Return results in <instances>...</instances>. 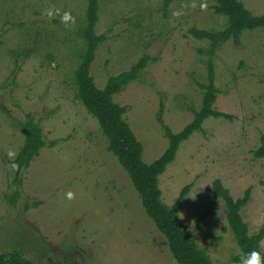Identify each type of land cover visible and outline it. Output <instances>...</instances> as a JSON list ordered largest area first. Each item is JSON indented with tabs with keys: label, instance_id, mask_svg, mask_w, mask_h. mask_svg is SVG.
<instances>
[{
	"label": "rangeland",
	"instance_id": "1",
	"mask_svg": "<svg viewBox=\"0 0 264 264\" xmlns=\"http://www.w3.org/2000/svg\"><path fill=\"white\" fill-rule=\"evenodd\" d=\"M165 1L100 0L96 32L107 39L91 68L104 89L111 77L149 58L140 77L114 97L129 107L125 118L147 164L169 147L158 121L162 106L174 133L202 106L209 42L189 30L218 31L226 24L212 0H172L164 11ZM240 1L264 15V0ZM87 7V0H0V255L20 251L33 264H178L109 152L98 120L77 97L74 76L84 49L78 30ZM57 10L70 12L75 24L62 22ZM214 71L215 107L233 118H208L181 144L159 186L164 203L173 205L191 185L181 223L214 264H238L241 249L212 185L220 179L234 199L250 190L243 219L251 235L264 228V159L253 153L264 136V30L245 31L239 46H221ZM27 114L40 123L46 147L25 172L14 207L6 199L15 190V159L8 152L18 155L23 146L20 121Z\"/></svg>",
	"mask_w": 264,
	"mask_h": 264
},
{
	"label": "trees",
	"instance_id": "2",
	"mask_svg": "<svg viewBox=\"0 0 264 264\" xmlns=\"http://www.w3.org/2000/svg\"><path fill=\"white\" fill-rule=\"evenodd\" d=\"M172 0H166L164 11H167ZM215 14L226 18L222 30H200L192 28L190 35L199 41H208L209 48L204 50L209 56V76L206 83H200L204 91L202 106L194 110V120L181 132L174 133L165 124L163 119V106L158 116L169 147L155 162L147 164L143 160L144 148L138 140L125 116L128 106H121L115 102L114 97L121 93L131 82L140 77L146 68L149 58L144 57L132 67L130 71L111 77L104 89H99L94 77L91 75L92 64L95 61L99 47L105 43L106 36L98 35L96 26L99 21L100 0H87L88 7L85 25L78 30V35L84 41V49L79 55V64L75 70V84L78 88L77 97L88 112L99 122L103 134L108 140V150L114 154L122 168L129 175L135 189L139 193L142 205L150 219L155 223L160 233L167 239L173 259L178 264H214L208 250L200 248L196 239L179 219V211L188 196L191 185L183 188L179 198L173 205L163 201V193L159 186V178L166 172L167 167L175 160L180 146L194 133L203 130V124L208 118L233 117L216 109L215 103L219 89L215 84L214 57L224 44L233 41L235 45L241 44V37L245 31L264 30V15H255L248 10L240 0H212ZM200 50V53H204ZM25 135V141L18 155L12 163L16 164L14 193L6 199L12 206H17L20 190L24 181L25 172L31 167L41 151L46 147L43 129L32 114H27L20 121ZM256 159H264V136L261 137L260 146L254 150ZM213 197L217 202H224L227 209L229 227L235 235L241 249V257L236 258L240 264L247 253L259 251L264 255L261 243L264 239V228L258 234L251 235L248 224L244 221L242 210L251 200V191L245 196L234 199L220 179L214 181ZM29 210V208H26ZM0 264H33L26 259L20 251L8 252L0 255Z\"/></svg>",
	"mask_w": 264,
	"mask_h": 264
},
{
	"label": "clouds",
	"instance_id": "3",
	"mask_svg": "<svg viewBox=\"0 0 264 264\" xmlns=\"http://www.w3.org/2000/svg\"><path fill=\"white\" fill-rule=\"evenodd\" d=\"M57 15H60L61 21L68 23L70 22L71 24H75V19L72 17L70 12H63L62 14L59 13V11L57 10ZM48 15L51 17L53 15L52 11L48 12ZM16 152L15 151H9L8 152V157L11 160H14L16 157ZM11 167L13 169H15L16 164L12 163ZM73 193L69 192L67 193V197L69 199L73 198ZM243 264H264V255L261 254V252L259 251H251L250 253H247L243 259Z\"/></svg>",
	"mask_w": 264,
	"mask_h": 264
}]
</instances>
